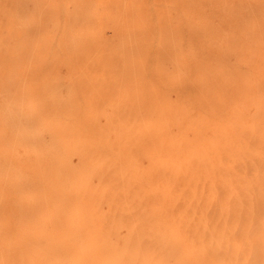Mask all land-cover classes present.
I'll return each instance as SVG.
<instances>
[{
	"label": "bare ground",
	"instance_id": "1",
	"mask_svg": "<svg viewBox=\"0 0 264 264\" xmlns=\"http://www.w3.org/2000/svg\"><path fill=\"white\" fill-rule=\"evenodd\" d=\"M124 11L0 73V264H264V0Z\"/></svg>",
	"mask_w": 264,
	"mask_h": 264
},
{
	"label": "rangeland",
	"instance_id": "2",
	"mask_svg": "<svg viewBox=\"0 0 264 264\" xmlns=\"http://www.w3.org/2000/svg\"><path fill=\"white\" fill-rule=\"evenodd\" d=\"M131 2L132 0H0V73L12 67L25 75L18 78L19 81L43 80L34 75L44 64L41 59L34 61L33 56L43 58L48 52L53 51L52 49H58L55 46L57 39L52 36L51 22L53 20L68 16L131 17L134 14L124 11ZM66 4L85 5L91 12L68 15L62 13V7ZM10 54H16L18 57L15 64H12ZM28 68L33 71L30 72ZM6 80L8 79L0 78V81Z\"/></svg>",
	"mask_w": 264,
	"mask_h": 264
}]
</instances>
